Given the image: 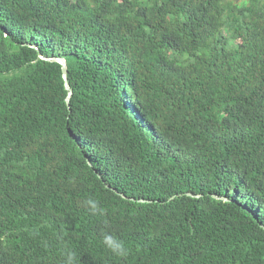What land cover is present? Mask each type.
<instances>
[{
	"label": "trees",
	"instance_id": "1",
	"mask_svg": "<svg viewBox=\"0 0 264 264\" xmlns=\"http://www.w3.org/2000/svg\"><path fill=\"white\" fill-rule=\"evenodd\" d=\"M68 251L264 264V0H0V264Z\"/></svg>",
	"mask_w": 264,
	"mask_h": 264
},
{
	"label": "clouds",
	"instance_id": "2",
	"mask_svg": "<svg viewBox=\"0 0 264 264\" xmlns=\"http://www.w3.org/2000/svg\"><path fill=\"white\" fill-rule=\"evenodd\" d=\"M87 206L89 207V211L93 214H102L103 210L99 208L98 203L94 200H87ZM103 242L110 251H112L115 255L124 256L127 253V249L124 246L123 241H120L118 238L112 236L111 234L105 233L103 236ZM74 254L71 251L65 253L64 264H73Z\"/></svg>",
	"mask_w": 264,
	"mask_h": 264
},
{
	"label": "water",
	"instance_id": "3",
	"mask_svg": "<svg viewBox=\"0 0 264 264\" xmlns=\"http://www.w3.org/2000/svg\"><path fill=\"white\" fill-rule=\"evenodd\" d=\"M42 58H44V59H48V60H52V61H56V62H59L60 64H61V67H62V74H63V78H64V81H65V88L68 90V95H67V97H66V102H67V104H68V108L70 109V107H69V97H70V95H71V88L69 87V85H68V80H67V66H66V61H65V59L63 58V57H56V56H54V57H50V58H48V57H43L42 55H40ZM108 186V185H107ZM115 191L116 192H118L116 189H115ZM119 194L121 195V196H123V197H125V195L123 194V193H121V192H119ZM188 195H193V194H191V193H188ZM214 197H216V198H224V197H219V196H217V195H214ZM126 198V197H125ZM131 199H134V198H131ZM224 199H227V198H224ZM139 201H143V199H140Z\"/></svg>",
	"mask_w": 264,
	"mask_h": 264
}]
</instances>
